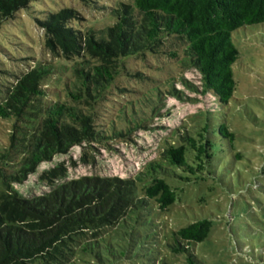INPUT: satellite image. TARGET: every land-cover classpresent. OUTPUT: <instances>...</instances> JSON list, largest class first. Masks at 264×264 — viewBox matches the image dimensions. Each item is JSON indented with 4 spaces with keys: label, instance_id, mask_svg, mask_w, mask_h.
Masks as SVG:
<instances>
[{
    "label": "trees",
    "instance_id": "obj_1",
    "mask_svg": "<svg viewBox=\"0 0 264 264\" xmlns=\"http://www.w3.org/2000/svg\"><path fill=\"white\" fill-rule=\"evenodd\" d=\"M33 1L0 0V28ZM112 15L116 22L100 30L73 27L80 14L72 8L42 15L46 45L62 59L38 63L0 103V117L15 121L8 145L0 147V264H136L146 250L142 230L152 226V211H169L178 199L175 183L223 181L221 163L243 156L234 153L236 133L214 114L237 90L234 65L240 50L233 34L264 22V0H130L119 2ZM179 40L187 43L185 64L200 83L185 79L160 86L123 111L118 123L100 129L97 105L125 70V60L161 52ZM67 72L74 78L67 85L72 102L49 100L47 81ZM164 90L183 103L204 102L205 121L200 130L167 140L160 157L135 177L71 178L60 163L42 174L48 191L24 197L13 188L43 162L76 146L130 137L149 127L148 120L162 114L160 105L168 107ZM87 158L83 152L82 160ZM213 226V219L203 217L174 231V252L199 264L190 245L206 240Z\"/></svg>",
    "mask_w": 264,
    "mask_h": 264
},
{
    "label": "rangeland",
    "instance_id": "obj_2",
    "mask_svg": "<svg viewBox=\"0 0 264 264\" xmlns=\"http://www.w3.org/2000/svg\"><path fill=\"white\" fill-rule=\"evenodd\" d=\"M122 1L130 2L95 0L85 4L82 0H35L6 21L0 28V103L5 101L8 90L38 63H57L62 59L46 45V30L39 21L42 15L72 8L80 14V19L72 22L73 27L100 30L116 22L112 12ZM233 35L240 50L234 65L237 90L230 104L221 106L214 116L219 114L236 133L234 153L241 152L243 156L221 163L223 181L207 177L191 183H175L180 187L178 199L169 211H152V226L142 230L146 250L136 264H188L186 253L174 252L171 235L203 217L213 219L214 226L206 240L190 245L199 264L263 263L264 22L246 25ZM186 47L184 40L168 42L161 52L126 59L125 70L97 105L98 127L103 129L118 123L123 111H129L138 101L142 103L160 86L185 79L200 83L199 74L185 64ZM60 76L52 75L47 81L48 99L71 103L67 85H72L74 78L68 72ZM163 97L168 107L160 105L162 114L148 120L149 127L135 131L130 137L111 136L104 142L76 146L67 154L43 162L25 183H15L13 188L24 197L48 191L51 186L42 179V174L60 163L68 166L71 178L135 177L147 163L160 157L167 140L175 141L179 135L194 133L204 124V102L183 103L167 90L163 91ZM14 123V119L0 117V147L8 145ZM83 152L88 153L86 162L82 160Z\"/></svg>",
    "mask_w": 264,
    "mask_h": 264
}]
</instances>
